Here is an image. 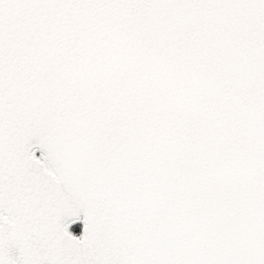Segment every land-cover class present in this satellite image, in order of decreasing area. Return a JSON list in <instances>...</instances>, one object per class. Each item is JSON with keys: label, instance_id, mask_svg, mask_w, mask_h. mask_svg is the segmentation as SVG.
Returning a JSON list of instances; mask_svg holds the SVG:
<instances>
[{"label": "snow or ice", "instance_id": "snow-or-ice-1", "mask_svg": "<svg viewBox=\"0 0 264 264\" xmlns=\"http://www.w3.org/2000/svg\"><path fill=\"white\" fill-rule=\"evenodd\" d=\"M0 264H264V0H0Z\"/></svg>", "mask_w": 264, "mask_h": 264}]
</instances>
